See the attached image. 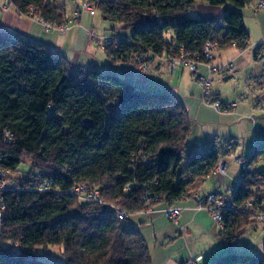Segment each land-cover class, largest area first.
<instances>
[{"label":"trees","instance_id":"trees-1","mask_svg":"<svg viewBox=\"0 0 264 264\" xmlns=\"http://www.w3.org/2000/svg\"><path fill=\"white\" fill-rule=\"evenodd\" d=\"M63 1L14 0L13 5L61 27L67 23L59 7ZM85 1L128 33L109 37L106 49L114 63H138L149 55H165L168 63L184 56L204 61L208 42L217 43L219 51L234 46L242 51L249 43L243 10L252 0H202L233 8L223 16L224 26L189 17L197 0ZM192 129L189 111L170 93L141 91L112 72H73L65 57L45 46L0 35V169L14 175L25 162L32 167L0 191L6 209L0 264H46L36 251L50 247L62 249L65 264H152L144 237L125 223L146 212V202L155 198L154 211L186 198L192 202V194L238 146L231 140L192 149ZM260 162L264 143L241 171L236 208L227 210L223 229L216 222L226 244L239 241L264 211V171L255 170ZM36 181L51 182L52 189L40 192ZM79 184L97 189L108 204L119 202L131 216L122 222L112 210L68 194ZM214 264H264V250L263 257L229 253Z\"/></svg>","mask_w":264,"mask_h":264},{"label":"crops","instance_id":"crops-1","mask_svg":"<svg viewBox=\"0 0 264 264\" xmlns=\"http://www.w3.org/2000/svg\"><path fill=\"white\" fill-rule=\"evenodd\" d=\"M258 1L260 0H252L243 10L246 28L250 34L247 48L241 51L234 46L216 51L214 65L229 70L211 76L207 66L202 64L194 75L211 78L214 96L225 105L240 103L230 114L220 113L207 106L202 98V88L195 80L191 81L189 94L182 93L180 86L173 88L172 83V86L169 85L167 73L174 78L177 71L183 72L184 67L173 72L165 55H149L152 70L148 76L140 74L136 68V59L130 63L122 61L114 63L107 49L103 47L109 36H103L96 31L95 16L83 13L80 24L70 26L65 33L58 31L47 33L38 18L24 15L16 7L7 6L6 0H0V35L15 40L28 39L45 46L52 54L65 57L70 62L73 72L85 69L112 72L133 82L141 91L152 94L170 93L182 100L190 113L193 122L191 132L193 138L190 136L188 141L190 148L197 150L205 149L207 146L216 148L233 140L238 146L227 156L241 153L246 158L247 153H252L259 143H264V10L258 14L254 13L253 4ZM81 2L82 0H64L59 4L65 15V22L78 12ZM226 13L223 9L216 13L222 21L220 26H224L222 18ZM182 85L185 87L186 82L182 81ZM194 131L198 135L194 136ZM221 162L227 168V175L222 177L214 173L208 177L199 188L200 194L203 193V189L207 190V184L213 181L214 177L217 179L213 181V195L226 198L236 191L237 186L232 188L226 184V180L234 179L238 185L241 179L231 175L234 174V162H226L225 159ZM222 191L226 194L223 195ZM177 206L183 209L178 225L170 223L163 214L165 205H160L153 213L137 214L130 218L131 226L140 231L150 248L152 264H184L195 258H202L200 264H214L227 254L228 246L231 249L242 246L247 249L244 252L255 253L262 244L259 241H263L261 238L263 233L258 227L255 230L247 228L239 241L233 245L226 244L221 239L222 229L214 222L209 212L197 211L193 201H179ZM6 247L10 245L6 244ZM259 251L263 257L262 249Z\"/></svg>","mask_w":264,"mask_h":264},{"label":"built area","instance_id":"built-area-1","mask_svg":"<svg viewBox=\"0 0 264 264\" xmlns=\"http://www.w3.org/2000/svg\"><path fill=\"white\" fill-rule=\"evenodd\" d=\"M7 1V6L10 7H15L13 5L14 0H6ZM254 8V13L258 14L264 10V0H260L256 3L253 4ZM83 13L89 14L90 16L94 17L96 16V9L95 5L90 3L89 1L82 0L80 9L78 12L75 13V15L70 19L66 24L61 25V27L54 26L51 24H47L43 19L39 18L38 19L43 23L46 32L50 33L51 31H58L59 33H65L70 26H76L80 24L81 18L83 16ZM29 16L33 18H37L34 16V10H31L30 13L28 14ZM94 42V41H93ZM112 43L111 38H107L104 41L103 47L106 48L107 45ZM217 43L213 42H208V45L205 47L203 54H204V61L201 60L200 57H197L196 59H192L189 57H183L182 59H175L169 61V67L170 69L174 72L176 69L182 68V67H188L190 71L195 75L196 72L198 71V68L204 64L208 68L209 74L212 75H218L221 73L227 72L229 69L223 68V67H217L214 65V61L216 58V51H217ZM136 68H138V71L140 74H148L151 71L150 68V63L149 59L147 57H142L137 65ZM197 84L202 88L203 95L202 98L207 104H211L215 110H217L220 113L224 114H230L234 112V110L237 109L239 106V102H234L232 105H225L223 102H221L219 99H217L212 91V80L207 79L205 77L198 76L197 77ZM7 139H11V134L6 135ZM217 148V147H216ZM240 165H242L243 169L246 170L248 167V159H241L236 161ZM214 173H216L219 176L225 177L227 175V168L220 162L218 164V167L215 169ZM12 177L13 175L10 174L9 172L5 171L4 169H0V191H6L11 188L12 185ZM36 185L39 186L38 190L40 192H45L49 191L52 189V183L51 182H45L41 183L40 181H36ZM68 194L80 199L81 201L91 204L94 203L96 205L104 206L105 208H108L115 213V215L119 218L120 221L125 222L130 216L131 213L129 210L124 208L122 204L119 202L114 203V204H108L104 201L102 198V194L97 189H94L91 185H84V184H79L74 186L72 189L68 191ZM235 192L233 193L232 196L230 197H223L220 195H208V194H200V193H195L192 194L191 200L195 201V209L197 211H207L211 214L214 222L218 223L221 228L223 229V217L226 214L227 210H234L235 207V202L233 199ZM189 199H184V201H188ZM158 199H152L147 201V211L146 212H140L138 214H148V213H153L154 207L153 204L157 202ZM252 208V205L249 204L246 206L245 210L249 211V209ZM182 208L177 207L176 205H168L166 208L162 210L163 214H165L167 220L170 223H173L175 225H178L179 220L181 219L183 213H182ZM6 209L4 207L2 199L0 200V220L3 217ZM256 221L259 222L262 228L263 234H264V211H261L258 213V216L256 218ZM264 248V246L262 245ZM18 251V249H17ZM202 258H195V259H190L184 264H200Z\"/></svg>","mask_w":264,"mask_h":264},{"label":"rangeland","instance_id":"rangeland-1","mask_svg":"<svg viewBox=\"0 0 264 264\" xmlns=\"http://www.w3.org/2000/svg\"><path fill=\"white\" fill-rule=\"evenodd\" d=\"M219 9H223L224 11L228 12L229 10H231L233 8L230 5L229 6H225V7H212L207 2H204L202 0H197L195 5L192 7V10L189 11L188 16L193 18V19L197 18V19L206 20V21L207 20H216L218 22V24H220L222 21H221L219 15L216 14ZM94 21H95V24H94L95 26L94 27H95L96 31H98V33L103 35V36L117 37V38L118 37L123 38V37H127L128 36L127 32L122 31L120 29L121 25L114 24V23L109 22V21H105L100 13H98L94 17ZM109 37H107V38H109ZM94 42H95V39H94ZM167 74L169 76V77H167L168 78L167 79V83L169 85H171V86L173 84V86H174L173 88H177L178 86H180L181 92L182 93H187V94H189V92H191L190 89H189L190 86H191V81L192 80L196 81V79L198 77V76H194V74L190 71V69L188 67L187 68L184 67L183 68V72L182 71L181 72L177 71V74H176V76L174 78H173V76L170 73H167ZM148 75L149 74H144V76H148ZM171 78H173V79H171ZM182 81L186 82V86L185 87H183ZM163 82H164V80H163ZM163 82H162V84H163ZM161 93H163V92H161ZM208 105H209V107H212L214 109V107L211 104H207V106ZM40 121L41 122L42 121L46 122V118L42 116V118H40ZM195 135H198L196 133V131H194V136ZM191 137L193 138V136H191ZM205 149H210V147L207 146V147H205ZM238 152H240V151H238ZM247 156L250 157L251 153H247ZM247 156L245 158L244 156H242L241 153H239L236 156L234 155V156H231V157H228V156L224 157L226 162L227 161L228 162H234V165H233L234 166V174L231 173L232 176L240 177V174H241V171L243 170V167H242V165H240L236 161L241 160V159H247ZM255 170L256 171H264V163L263 162L258 163V166L257 165L255 166ZM31 171H32L31 165L29 163L25 162V163L22 164V166L19 168V170L13 175V179L14 178L16 180L17 179H22V177H24L25 175H28ZM215 179H217V177H214L213 181ZM213 181H211L209 184H207V186H206L207 190L203 189V191H202L203 193L208 194V195H213V193H212V192H214L213 183L215 182V181L214 182ZM236 183L237 182L234 181V179H233V181L226 180V184H228L232 188H236V186H237ZM222 194L225 195L226 192L222 191ZM229 196H230V194H229ZM164 208H166V207H164ZM259 224H260L259 222L251 224L249 228L252 229V230H255V228L258 227L262 231L261 225H259ZM126 225L127 226H131V223L129 221H127L125 223V226ZM261 238H263V241H259V243L262 242V244L261 245L259 244L260 245V246L258 245L259 248L257 249V251H255V253H253V254L258 255V256H262V255H260V251L259 250L262 249V252L264 250V248L262 247V245L264 246V234H263V236ZM237 245H239V244L237 243ZM228 247L229 248L227 249V254H229V253H235V254H238V255L240 253L241 254H243V253L251 254L249 252H244L247 249L246 248L244 249L242 246H240V248H239V246H237L236 248H233V249H231L230 246H228ZM248 251H251V250H248ZM252 252H254V251H252ZM36 254L38 255V259L40 261L46 263V264H65L64 263L65 260H64L63 252H62V249L60 247L59 248L50 247V248H48V250L43 249V248H38L37 251H36Z\"/></svg>","mask_w":264,"mask_h":264}]
</instances>
